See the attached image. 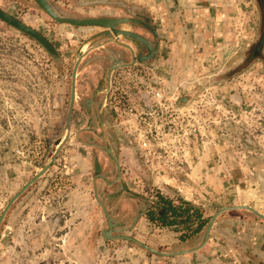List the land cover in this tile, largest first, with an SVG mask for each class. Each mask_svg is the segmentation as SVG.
Wrapping results in <instances>:
<instances>
[{
  "label": "rangeland",
  "instance_id": "obj_1",
  "mask_svg": "<svg viewBox=\"0 0 264 264\" xmlns=\"http://www.w3.org/2000/svg\"><path fill=\"white\" fill-rule=\"evenodd\" d=\"M0 1L54 41L62 56L55 62L35 40L0 20L1 217L65 134L76 53L99 29L56 24L31 6L32 0ZM52 1L80 16L149 17L162 40L151 75L158 82L147 89L153 99L144 88L142 94L134 93L143 67L133 66L117 74L113 104L124 126L138 135L141 174L127 181L146 196L160 199L159 192L163 194L166 203L159 200L158 208L172 201L189 203L190 209L178 212L176 220L186 219L184 223L164 228L158 216L154 223H138L127 231L135 198L116 196L100 184L98 194L119 229L114 235L135 236L174 252L198 247L205 219L223 207L247 204L264 214V41L259 55L248 57L262 36L261 2ZM140 31L147 37L150 33ZM176 68L177 78L170 82ZM86 73L79 80L82 86L88 82ZM180 94L188 100L179 102ZM68 141L47 173L6 214L0 264H264V219L246 210L222 213L210 241L187 254L163 256L131 240L106 238L102 231L108 222L95 196L94 178L81 165L82 148ZM57 163L59 169L47 177ZM74 163L79 164L77 173ZM79 178L82 188H77ZM71 190L81 191L75 196Z\"/></svg>",
  "mask_w": 264,
  "mask_h": 264
},
{
  "label": "flooded vegetation",
  "instance_id": "obj_2",
  "mask_svg": "<svg viewBox=\"0 0 264 264\" xmlns=\"http://www.w3.org/2000/svg\"><path fill=\"white\" fill-rule=\"evenodd\" d=\"M259 1L261 2V6L263 8V23H264V0H259ZM0 6L10 14L26 22L24 19H22L21 15L18 14L16 11H12L11 9L6 8L4 6V2L0 1ZM147 18L150 22V18L149 17ZM144 21L146 22L147 20L144 19ZM140 23L142 22L140 21L139 24ZM151 23L149 25L153 27L152 29L148 25H144V24H140V25L150 30V33H148V37H149L148 39L149 42L153 45L152 46L153 48L145 51L142 49L143 45H141V50L134 49V51L131 54L129 53L128 56L127 55L123 56L119 54L117 55V57L111 60H109V58H107L106 55H104V53H100L97 55L99 59V63L92 64L90 67H88L89 70L88 71L86 70L84 72V73L87 72L85 81L88 82L84 83V86L81 85V82L80 83L77 82L74 107L72 110L71 122H70L69 141L71 140L74 141L77 147L83 149V150L81 149L82 153L80 155L81 157L79 158V160L81 161V165L84 166V170H86L88 174H90L91 172L92 179L94 178V183L96 181V185L102 184L104 186L110 187V189L113 191V193L116 196L126 197L130 195L132 196V198L133 197L135 198L137 208L135 209L136 211L134 213L131 226L124 228L127 231L132 230V228L136 227L138 223H142V222L154 223L155 221L154 218L158 216L163 221L162 227L164 228L170 226L173 223H184L186 219L185 220L180 219L179 221L176 220L179 217L178 212L180 211L183 212V210L187 211L190 209L189 207L190 204L187 202L186 203L188 204V206L187 205L182 206L183 204H180V206H178L172 204L173 203L172 201H168L169 203L168 206L164 207L167 199L164 196H162L163 194H160L159 192L160 199L158 198L155 199L153 197L146 196L140 192H137L133 184L127 181L129 177H133L136 175L138 177L139 176L138 174H141V172L138 173V170H140L141 167L139 164V161L141 159L138 155L139 154L138 142H137L138 135L137 132L134 133L130 132V130H128V128L124 126V124L121 122L118 109L113 104L114 103L113 88L116 82L117 74H119V71L133 66H141L143 68L139 69L138 72L139 78H141V80L134 87L133 90L134 93L138 95L139 93L141 94L143 93L142 90L144 88L148 92L146 93V97L151 96L150 94L152 93L149 92V90L147 89L152 88V86H154V84L158 82V80H156V78L154 77H151V75H152V71L154 70V66H153L154 59L158 56L162 44L161 43L162 40L160 39L159 36L160 34L158 27H156V25H152L153 23L152 24ZM262 30H263L262 36L257 41L256 48L253 49L251 53H249L248 55L249 58L254 54H256L257 56L259 55V50H260L259 48L264 41V26ZM49 40L52 41L50 38ZM52 42L57 47L54 41ZM156 42L157 44H159L158 46ZM57 49L59 50V48ZM177 72H178L177 68L176 71L174 70L171 72V74L172 73L173 74L170 78V82L171 80L174 82L175 78H177L175 75ZM178 75H181L180 72ZM122 78L125 79L126 77H122ZM71 82H72V77H71ZM177 82L179 83L180 81L177 79ZM180 85L181 83H179L178 86ZM82 89L86 90L85 94L82 93ZM70 98H71V91L68 98L69 99L68 109L70 107ZM116 98H118V96L115 95L114 99ZM150 98L153 99V95ZM188 98H189L188 96L180 94L177 99L179 102H185L186 100H188ZM82 102H83V106L81 105ZM119 105L122 106V104ZM22 195L20 197H22ZM159 200L161 202H164L162 208H158L160 207L158 204ZM238 205H247V204H238ZM238 205H230L226 207H232ZM247 206L253 207L251 205H247ZM234 210L250 211L248 209H231L227 211H234ZM222 213H220L215 219L212 228L210 230V236L207 243L212 238L214 225L217 222L218 217ZM214 214H216V212ZM214 214L209 219H205L204 223H207L206 227H208L209 222L211 218L214 216ZM118 235L117 234L114 235V233L112 232L109 235V237L114 238V236H118ZM121 235L134 238L144 243L142 240L138 239L135 236L126 235V234H121Z\"/></svg>",
  "mask_w": 264,
  "mask_h": 264
},
{
  "label": "water",
  "instance_id": "obj_3",
  "mask_svg": "<svg viewBox=\"0 0 264 264\" xmlns=\"http://www.w3.org/2000/svg\"><path fill=\"white\" fill-rule=\"evenodd\" d=\"M31 6L35 7L36 9L40 10L42 13L46 14L50 17V19L59 25H69L71 27H76L82 30H87V28H98L86 38L83 43L79 46L76 57L75 63L73 67V71L71 74L72 82H71V98H70V107L68 109L67 118H66V128L65 134L59 138L53 147V150L49 156L48 162L45 164L43 168H41L35 176L25 184V186L10 200L7 204L6 208L4 209L1 217H0V227L2 222L5 219L6 214L16 202V200L24 194L29 187H31L39 178L47 173L49 168L52 166L53 162L57 159V156L61 149L64 147L69 134H70V122H71V115L72 110L74 107V100L76 94V85L79 80H82V74L89 70L92 64L99 63L98 54L104 53L109 60L117 57V55L128 56V54L132 53L135 50L140 49L141 45H143L142 49L147 51L153 48L152 44L149 42L148 37L145 34H142L140 30H148V28L140 25H148L151 29L153 28L150 26V22L148 18L144 17L142 19L140 15L129 13L130 16H117V15H100V16H80L76 13L73 14L70 10L63 8L62 6L54 3L52 0H32ZM0 20L4 21L5 23L9 24L10 26L16 28L17 30L23 32L33 40H35L40 46L52 57V59L59 63L62 60V56L60 51L57 47L53 44L52 41L49 40L47 36H45L42 32L34 28L33 26L29 25L28 23L20 20L19 18L15 17L14 15L7 12L0 6ZM142 22L139 24V22ZM147 26V27H148ZM140 30H139V29ZM157 44V42H156ZM155 44V46H156ZM159 44H157L158 46ZM89 62V63H88ZM95 196L98 200L108 222V229L103 230L102 234L108 238L109 235L113 231L119 230L117 228V223L113 220L110 213L108 212V208L106 205V201L104 200V196L98 194V190L101 188V185H96L95 181ZM231 209H248L252 211L254 214L258 215L259 217L264 219V214L259 212L253 207L247 205H238L232 207H225L220 209L214 216L211 218L209 225L206 229L204 241L201 245L194 249H187L182 251H174V252H167V251H160L152 246L142 243L134 238H130L128 236L118 235L114 236V238H124L128 240H133L137 242L144 248L148 249L151 252L161 254L163 256H176L180 254L190 253L192 251L198 250L203 248V246L207 243L210 230L212 225L217 218V216Z\"/></svg>",
  "mask_w": 264,
  "mask_h": 264
},
{
  "label": "crops",
  "instance_id": "obj_4",
  "mask_svg": "<svg viewBox=\"0 0 264 264\" xmlns=\"http://www.w3.org/2000/svg\"><path fill=\"white\" fill-rule=\"evenodd\" d=\"M68 152V151H67ZM75 164V163H74ZM74 166V167H73ZM78 166H79V164H75V165H72V171L74 170V173H77V168H78ZM59 169V164L57 163L55 166H53L52 167V169L50 170V172H49V174H48V176L47 177H49V176H51L53 173H55V171H57ZM69 169H71V168H69ZM69 169H68V171H69ZM76 170V171H75ZM78 170H79V168H78ZM78 176H79V174H78ZM81 177V176H80ZM80 179V178H79ZM82 186H83V182H81V179H80V181H79V184H78V187L77 188H82ZM72 191V190H71ZM81 191V190H80ZM79 190L78 191H75V194H74V192L72 191V192H70L69 193V195H77L79 192H80ZM68 195V196H69ZM68 202V201H67Z\"/></svg>",
  "mask_w": 264,
  "mask_h": 264
}]
</instances>
